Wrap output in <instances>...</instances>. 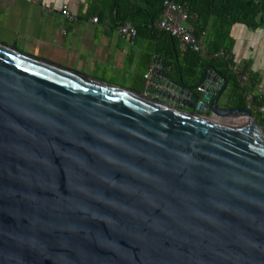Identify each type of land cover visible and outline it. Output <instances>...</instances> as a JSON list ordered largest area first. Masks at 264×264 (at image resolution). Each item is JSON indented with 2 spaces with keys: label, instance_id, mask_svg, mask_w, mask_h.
Returning <instances> with one entry per match:
<instances>
[{
  "label": "water",
  "instance_id": "water-1",
  "mask_svg": "<svg viewBox=\"0 0 264 264\" xmlns=\"http://www.w3.org/2000/svg\"><path fill=\"white\" fill-rule=\"evenodd\" d=\"M152 65L134 92L0 44V264H264V127Z\"/></svg>",
  "mask_w": 264,
  "mask_h": 264
},
{
  "label": "crops",
  "instance_id": "crops-1",
  "mask_svg": "<svg viewBox=\"0 0 264 264\" xmlns=\"http://www.w3.org/2000/svg\"><path fill=\"white\" fill-rule=\"evenodd\" d=\"M119 5L121 15L131 6H144V2L39 0V3L34 4L26 0H0V44L14 46L22 53L105 84L141 92L148 80L146 76L153 68L154 55L164 59L166 67L165 57L159 52L165 46L160 36H152L151 31L148 33L143 30L133 40L123 37L118 30ZM62 7H67L74 17L72 21L61 14ZM94 18L98 20L96 23L92 21ZM154 27L160 31L156 23ZM246 28L243 25L231 28L230 36L234 40L233 60L238 64L249 65L250 71L255 74L254 86L264 94V62L261 57L253 59L251 55L256 42L238 40ZM257 48L264 50V36L258 40ZM175 62L180 68L177 56ZM208 67L210 66L204 69L198 67L197 73L187 78L178 69L176 74L170 72V78L179 83L181 74L183 83L194 87L201 82ZM231 90L232 86L227 81L220 106L237 108L234 106L236 101L228 99ZM216 121L221 122L222 118Z\"/></svg>",
  "mask_w": 264,
  "mask_h": 264
},
{
  "label": "trees",
  "instance_id": "trees-1",
  "mask_svg": "<svg viewBox=\"0 0 264 264\" xmlns=\"http://www.w3.org/2000/svg\"><path fill=\"white\" fill-rule=\"evenodd\" d=\"M163 1L143 0L144 6H131L121 15L119 9L121 5L117 6L119 24L130 23L137 30V35L145 30L148 33L151 31L152 36H160L165 49L159 52L165 57L166 67L174 74L181 69L184 77H192L197 73L198 67L204 69L213 66L215 71L225 77L232 86L228 99L235 100L234 106L237 108H245L246 102L242 90L236 76L229 68L234 62L232 53L234 40L230 36V31L234 25H243L252 30L264 29V0H172L178 4L187 3L190 11L198 16L194 23V32L198 36L203 35V44L208 56L225 50L232 56L231 60L226 59L225 56L203 57L191 49L181 51L174 37L156 30L154 24L161 17ZM175 56L179 59L180 68L175 62ZM246 67L249 68L247 63ZM254 77L255 74L251 72V87L256 90L253 84ZM261 96L255 97L254 105L257 107L264 105V94ZM253 116L264 127V118L259 113H254Z\"/></svg>",
  "mask_w": 264,
  "mask_h": 264
},
{
  "label": "built area",
  "instance_id": "built-area-1",
  "mask_svg": "<svg viewBox=\"0 0 264 264\" xmlns=\"http://www.w3.org/2000/svg\"><path fill=\"white\" fill-rule=\"evenodd\" d=\"M29 3L37 4L39 0H26ZM61 14L72 21L74 17L68 12L67 7H62ZM198 16L190 11L187 3L178 4L172 0H164L162 4V13L160 19L156 22V27L174 37L178 42V47L181 51L191 49L199 53L203 57L225 56L226 59L231 60L232 56L227 54L225 50L219 53L208 56L207 50L203 44V35H196L194 32V23ZM96 23L98 20H92ZM123 37H128L133 40L137 36V30L130 23H123L118 28ZM230 70L236 76L237 82L242 90L243 97L246 102V108L250 110L251 114L259 113L264 118V105L257 107L254 105L256 96L262 97L263 92L254 90L251 87V71L246 65L233 62L229 65ZM148 76H146L147 78Z\"/></svg>",
  "mask_w": 264,
  "mask_h": 264
},
{
  "label": "rangeland",
  "instance_id": "rangeland-1",
  "mask_svg": "<svg viewBox=\"0 0 264 264\" xmlns=\"http://www.w3.org/2000/svg\"><path fill=\"white\" fill-rule=\"evenodd\" d=\"M262 36H264V29L260 28V29L252 30V29L246 28V30L243 31L241 38L238 40L247 41V42H253V41L256 42L254 44V49L251 52L252 58L254 59L256 56L257 57L259 56L261 57V61L264 62V50L262 51L257 48V42L258 40H260V37Z\"/></svg>",
  "mask_w": 264,
  "mask_h": 264
}]
</instances>
